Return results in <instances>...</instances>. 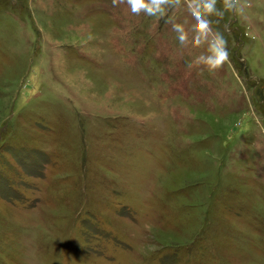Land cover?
Here are the masks:
<instances>
[{
  "label": "rangeland",
  "instance_id": "374dc122",
  "mask_svg": "<svg viewBox=\"0 0 264 264\" xmlns=\"http://www.w3.org/2000/svg\"><path fill=\"white\" fill-rule=\"evenodd\" d=\"M165 9L0 0V264H264V0Z\"/></svg>",
  "mask_w": 264,
  "mask_h": 264
},
{
  "label": "clouds",
  "instance_id": "9594fccd",
  "mask_svg": "<svg viewBox=\"0 0 264 264\" xmlns=\"http://www.w3.org/2000/svg\"><path fill=\"white\" fill-rule=\"evenodd\" d=\"M119 0H112L113 5H116ZM179 5L180 0H174ZM126 3L130 6L131 12L135 15H139L144 12L148 16L163 17L165 15V5L170 3V0H126ZM216 0H188V8L195 19L194 30L197 33V37L194 38V45H199L201 37H206L212 32L210 27L211 21L206 16L213 14L223 15L218 13L215 9ZM225 10L235 9L237 0H224ZM173 30L178 33V40L181 44H184L186 40V34L181 24H174ZM225 40L222 35L216 33L213 40L209 44V55L207 57L199 56L195 60L196 65L204 64L209 71H212L222 65L227 59V51L225 49Z\"/></svg>",
  "mask_w": 264,
  "mask_h": 264
}]
</instances>
